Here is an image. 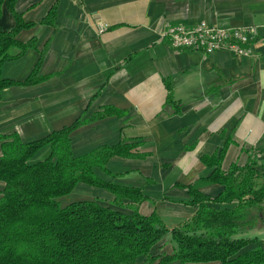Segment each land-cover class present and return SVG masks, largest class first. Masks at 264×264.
I'll use <instances>...</instances> for the list:
<instances>
[{
  "label": "crops",
  "instance_id": "0c3cea01",
  "mask_svg": "<svg viewBox=\"0 0 264 264\" xmlns=\"http://www.w3.org/2000/svg\"><path fill=\"white\" fill-rule=\"evenodd\" d=\"M55 4V25L40 24ZM16 9L25 21L38 23L18 35L23 42L36 38L37 48L6 61L3 77L25 80L46 50L40 75L47 78L4 89L0 134L18 133L31 142L82 115L90 119L106 106L122 110L76 129L70 136L74 156L121 140L136 144L132 152L138 156H115L108 169L118 173L117 184L143 189L147 200L137 204L140 213L157 212L169 229L189 221L197 211L183 203L190 198L188 185L197 183L212 197L224 189L202 178L214 169L206 157L225 143L223 171L251 161L264 170V0H19ZM97 20L108 24L104 33L98 32ZM202 21L258 27L251 54L176 50L164 38L171 25ZM14 26L13 15L4 7L0 30ZM168 85L177 106L167 101ZM1 144L0 140V156ZM49 152L47 146L35 159ZM5 186L0 180V197ZM70 195L75 199L59 198L62 206L96 200L131 214V205H136L125 198L118 206L113 193L86 183H79ZM247 236L264 237V228ZM174 250L168 234L151 250V258L157 260L151 263L143 256L136 264H157Z\"/></svg>",
  "mask_w": 264,
  "mask_h": 264
},
{
  "label": "trees",
  "instance_id": "16d2710c",
  "mask_svg": "<svg viewBox=\"0 0 264 264\" xmlns=\"http://www.w3.org/2000/svg\"><path fill=\"white\" fill-rule=\"evenodd\" d=\"M18 1L0 0V18L6 7L15 20L12 29L0 30V101L9 86L33 85L47 78L40 75L46 50L41 51L25 80L3 77L6 61L37 48L36 38L28 42L18 38L23 29L38 24L25 21L16 9ZM57 9V4L53 5L39 23L55 25ZM167 101L177 106L169 85ZM112 114H122V110L106 106L90 119L82 115L73 124L31 142H24L18 133L0 134V180L6 183L0 197V264H136L143 256L152 263L157 260L151 258L152 248L168 234L175 250L157 264H264V240L247 236L264 228V170L256 169L251 161L223 171L225 143L216 154L206 157L214 169L202 178L224 189L212 197L200 191L197 183L188 185L190 198L183 203L197 207V211L189 221L169 229L157 212L148 216L140 213L137 204L147 200L143 189L117 184L118 173L108 169L115 156H138L132 152L136 144L121 140L74 156L71 134L89 121ZM47 146L49 154L35 159ZM79 183L110 191L118 206L125 198L135 201L133 212L126 214L96 200L62 206L59 198L73 193Z\"/></svg>",
  "mask_w": 264,
  "mask_h": 264
},
{
  "label": "built area",
  "instance_id": "2783aa9c",
  "mask_svg": "<svg viewBox=\"0 0 264 264\" xmlns=\"http://www.w3.org/2000/svg\"><path fill=\"white\" fill-rule=\"evenodd\" d=\"M99 33H104L108 24L102 20L96 22ZM258 35V27H223L202 21L192 25H171L164 33L172 48L176 50L190 49L213 53L227 50L239 56L251 54L250 43Z\"/></svg>",
  "mask_w": 264,
  "mask_h": 264
},
{
  "label": "rangeland",
  "instance_id": "374dc122",
  "mask_svg": "<svg viewBox=\"0 0 264 264\" xmlns=\"http://www.w3.org/2000/svg\"><path fill=\"white\" fill-rule=\"evenodd\" d=\"M259 182H261V180H259ZM66 198L71 199V200L75 199V198L73 197V195H69V196L66 197ZM261 238H264V237H261Z\"/></svg>",
  "mask_w": 264,
  "mask_h": 264
}]
</instances>
